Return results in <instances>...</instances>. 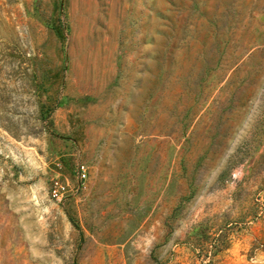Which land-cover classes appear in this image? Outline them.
I'll return each mask as SVG.
<instances>
[{"label": "rangeland", "instance_id": "1", "mask_svg": "<svg viewBox=\"0 0 264 264\" xmlns=\"http://www.w3.org/2000/svg\"><path fill=\"white\" fill-rule=\"evenodd\" d=\"M0 264H264V0H0Z\"/></svg>", "mask_w": 264, "mask_h": 264}, {"label": "built area", "instance_id": "2", "mask_svg": "<svg viewBox=\"0 0 264 264\" xmlns=\"http://www.w3.org/2000/svg\"><path fill=\"white\" fill-rule=\"evenodd\" d=\"M81 176L82 179L87 178V173L85 167H81ZM67 194V187L60 181H55L51 188V197L53 200L57 202H61L64 200L65 195Z\"/></svg>", "mask_w": 264, "mask_h": 264}]
</instances>
